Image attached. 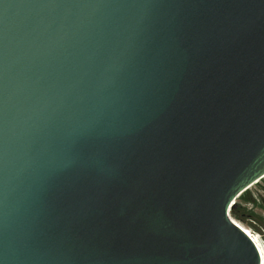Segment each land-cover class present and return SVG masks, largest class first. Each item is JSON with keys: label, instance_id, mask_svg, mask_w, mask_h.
<instances>
[{"label": "water", "instance_id": "water-1", "mask_svg": "<svg viewBox=\"0 0 264 264\" xmlns=\"http://www.w3.org/2000/svg\"><path fill=\"white\" fill-rule=\"evenodd\" d=\"M263 176L264 0H0V264H264Z\"/></svg>", "mask_w": 264, "mask_h": 264}, {"label": "rangeland", "instance_id": "rangeland-1", "mask_svg": "<svg viewBox=\"0 0 264 264\" xmlns=\"http://www.w3.org/2000/svg\"><path fill=\"white\" fill-rule=\"evenodd\" d=\"M237 216H229L241 227L256 236L264 248V176L236 200Z\"/></svg>", "mask_w": 264, "mask_h": 264}, {"label": "bare ground", "instance_id": "bare-ground-1", "mask_svg": "<svg viewBox=\"0 0 264 264\" xmlns=\"http://www.w3.org/2000/svg\"><path fill=\"white\" fill-rule=\"evenodd\" d=\"M243 228V227H242ZM245 230V232L254 240V242L258 245L260 252H261V256L262 259H264V248L263 245L259 242L258 238L254 235H252L248 230H246L245 228H243Z\"/></svg>", "mask_w": 264, "mask_h": 264}, {"label": "trees", "instance_id": "trees-1", "mask_svg": "<svg viewBox=\"0 0 264 264\" xmlns=\"http://www.w3.org/2000/svg\"><path fill=\"white\" fill-rule=\"evenodd\" d=\"M236 208L230 212L232 216H237V212H236L237 210H236Z\"/></svg>", "mask_w": 264, "mask_h": 264}]
</instances>
